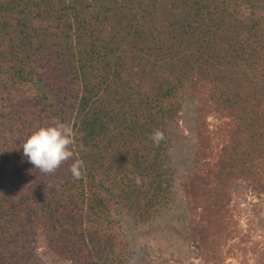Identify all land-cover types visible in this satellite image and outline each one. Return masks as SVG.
<instances>
[{
	"label": "trees",
	"instance_id": "1",
	"mask_svg": "<svg viewBox=\"0 0 264 264\" xmlns=\"http://www.w3.org/2000/svg\"><path fill=\"white\" fill-rule=\"evenodd\" d=\"M158 8L0 0V264H47L26 220L32 208L59 259L131 264L120 216L144 222L168 203L181 94L198 76L234 120L219 177L264 196V0H172L168 40ZM54 121L73 129L74 156L44 174L19 147Z\"/></svg>",
	"mask_w": 264,
	"mask_h": 264
},
{
	"label": "rangeland",
	"instance_id": "2",
	"mask_svg": "<svg viewBox=\"0 0 264 264\" xmlns=\"http://www.w3.org/2000/svg\"><path fill=\"white\" fill-rule=\"evenodd\" d=\"M171 2L159 0L165 40ZM211 92L210 80L203 76L182 91L184 109L174 124L167 164L172 173L168 203L144 222L120 216L131 264H264V196L243 179L219 177L234 120ZM26 217L35 234L33 246L44 261L69 264L48 250L37 209Z\"/></svg>",
	"mask_w": 264,
	"mask_h": 264
},
{
	"label": "clouds",
	"instance_id": "3",
	"mask_svg": "<svg viewBox=\"0 0 264 264\" xmlns=\"http://www.w3.org/2000/svg\"><path fill=\"white\" fill-rule=\"evenodd\" d=\"M72 136L73 129L69 125L54 121L49 126H42L33 131L19 148H22L23 157L34 166V169L44 174H52L64 162L73 158L74 153L70 149ZM151 139L158 145L164 139V134L157 130ZM70 173L76 180L82 177V165L79 160L71 164ZM136 182H140L138 177Z\"/></svg>",
	"mask_w": 264,
	"mask_h": 264
}]
</instances>
